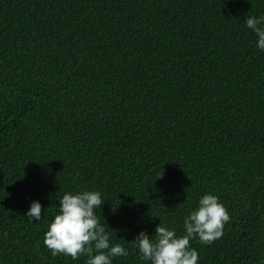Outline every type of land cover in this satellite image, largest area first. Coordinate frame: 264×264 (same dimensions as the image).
I'll list each match as a JSON object with an SVG mask.
<instances>
[{"label": "trees", "instance_id": "16d2710c", "mask_svg": "<svg viewBox=\"0 0 264 264\" xmlns=\"http://www.w3.org/2000/svg\"><path fill=\"white\" fill-rule=\"evenodd\" d=\"M251 16L264 0H0V264H86L44 244L59 200L83 191L101 193L96 215L129 253L112 264H151L137 235H184L205 194L230 221L191 240L198 264H264Z\"/></svg>", "mask_w": 264, "mask_h": 264}, {"label": "clouds", "instance_id": "9594fccd", "mask_svg": "<svg viewBox=\"0 0 264 264\" xmlns=\"http://www.w3.org/2000/svg\"><path fill=\"white\" fill-rule=\"evenodd\" d=\"M264 17H247L246 26L257 36V47L264 50ZM163 173L159 176L161 177ZM60 211L45 233L44 244L52 255L64 254L72 259L87 256L86 264H112L113 258L129 253L121 244L112 245L109 234L95 210L104 204L99 191L68 192L59 200ZM42 204L34 201L27 217L39 221ZM230 214L214 194H205L197 210L185 217V234L177 236L174 229L157 225L154 234L141 231L134 242L141 258L151 264H198L199 253L191 240L211 244L221 238ZM109 227V226H108Z\"/></svg>", "mask_w": 264, "mask_h": 264}]
</instances>
